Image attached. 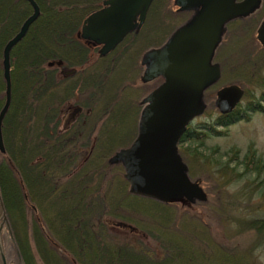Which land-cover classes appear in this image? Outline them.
<instances>
[{"label":"trees","instance_id":"16d2710c","mask_svg":"<svg viewBox=\"0 0 264 264\" xmlns=\"http://www.w3.org/2000/svg\"><path fill=\"white\" fill-rule=\"evenodd\" d=\"M162 1L153 0L138 32L146 35L154 46L160 45L170 32L159 31L164 24L160 23L156 6ZM35 2L40 14L10 53L11 100L1 124L4 152L0 153V199L22 264H38L30 241L44 264H186L185 259L189 257L184 254L187 248L184 249L183 245L180 248L178 244L171 245L166 241L167 253L162 260H156L157 257L144 250L107 237L104 225L100 224L101 214L105 212L101 209L105 207H111L113 211H135L140 216L164 223L168 220L169 206L176 203H161L130 194L123 177H120L114 192L104 193L106 196L98 181L88 172L90 167L100 174L101 171L106 172L107 168L99 164L101 156L112 151L116 145L125 144L133 133V125L130 124L124 131L105 128V136L98 137L96 141L97 154L94 147L90 153L86 152V143L77 136L79 130L76 128L87 126L82 124L81 116L68 127L61 124L62 104L84 91L89 102L82 101V106L87 107L90 102L95 104L104 97L105 102L111 104V120L118 121V127L130 114L134 124L133 109L128 106L124 111L122 105L125 102L118 107L120 102L114 99L118 91L125 88L124 85L110 80L113 66L119 65L124 70L126 58L131 53L126 49L118 50L134 34H128L108 55L90 63L92 44L79 38V29L83 19L99 8L102 0ZM31 11L30 4L25 0H0V109L4 102L2 49ZM170 12L179 15L175 10ZM249 18L256 23L260 12ZM177 23L171 27L174 29ZM151 31L158 34L156 39L150 38L154 36H149ZM117 52L120 53L113 56ZM55 60L78 69L73 76L63 78L58 67L47 65ZM250 75L254 85L244 88V104L240 101L231 112L217 113L204 131L198 132L189 124L180 141H201L200 135L208 133L222 135L217 126L229 125L242 117L248 118L250 111H264V76H254V72ZM107 76L109 79L105 80ZM92 107H88L87 112L90 108L92 111ZM114 107L117 109L113 110ZM185 150L191 154L188 148ZM180 152L182 155L183 151ZM254 154V148L250 146L244 158L247 163H256L255 169L258 170L257 164L261 160ZM30 205L34 207L32 218L28 217ZM249 224L257 230L264 229V218L250 220ZM165 238L171 239L168 236ZM173 238L186 243L182 238Z\"/></svg>","mask_w":264,"mask_h":264},{"label":"rangeland","instance_id":"374dc122","mask_svg":"<svg viewBox=\"0 0 264 264\" xmlns=\"http://www.w3.org/2000/svg\"><path fill=\"white\" fill-rule=\"evenodd\" d=\"M156 9L160 23L164 24L161 25L163 28L159 31H170L169 34L174 30L171 25L173 26L176 22H178L176 25H179L189 15V12L176 11L173 0H163L162 3H157ZM170 10H175L179 15L173 14ZM258 11L261 19L264 6ZM260 19L254 23L252 18H239L227 25L213 58V61L220 64L221 77L217 83L205 91V112L190 123L192 128L198 132L206 130L204 128L210 126L211 118L219 113L214 105L218 88L232 83L242 88L252 87L254 81L250 78V72H254V76H264V47L256 39ZM138 32L131 33L134 35H130L118 50L125 51L126 49L129 54L131 53L126 58L124 70L118 65L113 66V71H110V80L121 82L125 87L122 91H118L114 99L120 102L118 107L125 102L122 105L124 111L128 106L133 109L134 124L130 114L125 116L123 123L118 127V121L115 122L113 118L111 120L113 113L111 104L105 102L104 97L100 98L102 102L99 99L95 104L90 102L91 104L87 107L82 106V101L89 102L85 91L75 94L72 99L66 100L61 106L64 109L61 117L63 125L73 106L82 107L75 119L81 116L82 124L87 126L76 128V130H79L77 136L82 137L86 143L85 149L88 153L91 152L92 147L97 150L96 141L98 137L105 136L103 133L105 128H120L124 131L125 128H129L130 124L133 125V133L125 144H118L112 151L101 156L102 160L99 164L100 167L107 168L106 172L101 171L102 174H100L91 167L88 170L93 179L98 181L97 184L101 190L103 189V194L114 192L124 172L120 164L108 163L109 157L119 148L128 146L134 139L142 108L140 101L160 82V78L147 83L140 81L143 71L140 63L141 55L148 48L154 47V44L147 40L146 35L138 34ZM156 33L151 31L149 36L151 34L154 36L150 38L156 39L158 37ZM95 50L90 63L99 58ZM119 53L113 56L116 57ZM106 78L109 79L108 76L105 80ZM241 102L244 104L245 99L241 98ZM262 104L264 105V102ZM88 107H92L93 110L91 111L90 108L87 112ZM116 109L117 107H114L113 110ZM69 125L70 123H66V127ZM216 128L222 132L220 133L222 135L208 133L200 135L201 141L187 139L179 144L181 151L186 153L185 149L188 148L192 154L186 153L185 155L182 152L181 156L187 163L192 178H199L201 181L207 193V200L194 204L173 203L169 206L168 220L164 223L150 220L145 215L140 216L135 211L119 209L113 211L111 207H105L101 209L105 212H101L103 214H101L100 224L104 225L107 237L128 243L135 249L144 250L157 257L156 260H162L167 253L165 250L167 241L171 245L178 244L180 248L182 245L185 246L184 249L187 248L188 251L184 253L189 257L185 259L186 264H227L229 262L230 264H264V229L257 230L249 224L250 220L264 218V111H250L248 118L242 117L229 125ZM250 146L254 148L256 158L261 160L257 164L259 165L258 170L255 169L256 163H247V159L244 158ZM107 194L104 195L107 196ZM33 208L32 205L29 206L28 217L34 216ZM107 211L108 214H106ZM121 215L126 218L119 217ZM117 222L125 225H116ZM164 236L171 239L179 237L186 243L178 242L177 238L164 239ZM30 243L37 263L44 264L33 242L30 241ZM189 260L191 261L188 263ZM0 264H22L10 227L8 228L3 221L1 205Z\"/></svg>","mask_w":264,"mask_h":264},{"label":"water","instance_id":"95a60500","mask_svg":"<svg viewBox=\"0 0 264 264\" xmlns=\"http://www.w3.org/2000/svg\"><path fill=\"white\" fill-rule=\"evenodd\" d=\"M32 12L2 49V77L5 84L4 103L0 109V152H4L1 134L2 120L11 100L10 52L26 35L38 18L40 9L35 0H26ZM153 0H103L101 7L83 20L79 37L99 46L98 54L112 51L130 32H137L143 24ZM262 0H173L180 12L190 16L171 32L157 47L148 48L141 55L143 66L140 81H162L140 103L137 134L132 142L119 148L108 159L120 164L128 182L129 193L162 203L185 199L189 204L205 202L207 193L199 179H191L188 166L178 152V144L187 125L203 114L205 91L218 82L221 69L213 61L215 50L222 40L226 25L235 19L254 13ZM256 39L264 46V15L256 30ZM48 66H60L63 76L76 72L62 67V61H49ZM238 84H228L216 91L214 105L221 114L231 112L243 96ZM74 106L66 123L81 111ZM65 123V125H66ZM0 205L2 207L1 199ZM8 227L7 217L2 212ZM116 225H125L117 222Z\"/></svg>","mask_w":264,"mask_h":264},{"label":"flooded vegetation","instance_id":"af4514ba","mask_svg":"<svg viewBox=\"0 0 264 264\" xmlns=\"http://www.w3.org/2000/svg\"><path fill=\"white\" fill-rule=\"evenodd\" d=\"M92 48H93L92 53L94 52V48L96 49L95 51L98 52L99 47H98L97 45L92 44ZM97 54H98V53H97Z\"/></svg>","mask_w":264,"mask_h":264}]
</instances>
